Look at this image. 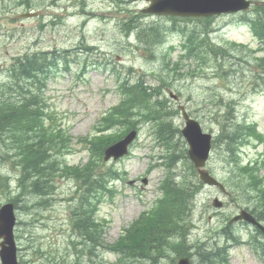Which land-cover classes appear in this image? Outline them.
I'll list each match as a JSON object with an SVG mask.
<instances>
[{
  "label": "rangeland",
  "instance_id": "rangeland-1",
  "mask_svg": "<svg viewBox=\"0 0 264 264\" xmlns=\"http://www.w3.org/2000/svg\"><path fill=\"white\" fill-rule=\"evenodd\" d=\"M6 5L13 9L11 11L15 17L25 10L21 7L14 9L17 6L18 0H7ZM32 4H36L40 10H44V21L49 25L45 32L41 34L38 29L39 24L42 19H33L30 23L26 21L25 24L21 21H17V25H24L28 28L25 36L29 38L19 42L14 49H9L8 51L4 48V39L1 36L0 28V59L4 62L12 63L13 54L23 55L26 52H33L35 50H47L51 51L55 48H63L70 47L71 45L75 46L82 42L80 39V34H82V30L80 29V23L84 22L89 18L88 21H91L88 24L87 37L88 40H92L94 43H98L99 49H118L124 47V56L121 59H124L125 62L123 65L119 64L118 67L121 69H129L130 67H134L136 71H155L158 66V63H146L139 55L134 54L133 49H127L126 42L121 34L116 31L115 28L109 26L106 29V32L103 33V28L105 25L101 24V28L97 27V20L102 21L101 17H112V12H108L109 2L104 0H86L88 3V8L86 10L87 17L81 16L78 14L73 18H68V15L71 11L79 10V3L81 5L82 0H64V2L58 6V9L55 7H49L47 1L48 0H31ZM69 1V2H68ZM73 1V2H72ZM72 3H76L74 8H70ZM70 5V7H69ZM67 7H69V13H66ZM3 14V10L1 11ZM60 17L66 19L57 23L56 27H52L51 21L54 20L56 14ZM218 20L221 24H224L226 21ZM153 19H149L148 21H152ZM216 21V22H218ZM51 25V26H50ZM119 33V35L116 34ZM224 33H226L228 38H237L239 41L246 39L244 37V33L241 30H238L228 24L224 27ZM21 35V34H17ZM117 39V40H114ZM37 42H33L36 41ZM119 40V41H118ZM248 41V39H246ZM117 42H122L120 45ZM32 43L33 46H30ZM8 53V54H7ZM178 52L175 53L177 55ZM104 52H98V59H103ZM85 57V56H83ZM142 57V56H141ZM75 69V68H74ZM246 75V74H245ZM150 76V75H149ZM152 82V79H149ZM233 83V82H232ZM118 83L113 78L111 73H105L100 70H92L90 71L86 78L85 82H76L75 78L72 74H65L64 78L59 80H54L52 77L47 82V90L45 92V97L47 99V104L49 105V111L54 113L59 119L62 120L61 127L66 129L73 137V142L76 146H80L78 143L79 137H85L89 135L94 124L98 122L99 117L103 112L110 108V106L116 103L119 100V93L117 91ZM245 92V90H236L237 93ZM240 110H243V114L250 119V121H257L260 129L264 132V92L262 95L257 96L256 99L251 100L249 103L240 107ZM146 136V135H143ZM143 136L141 140H143ZM149 143L151 138L148 139ZM262 147L260 146L258 150H249L248 155H252L255 157L257 153L262 152ZM150 152V147L146 146L144 151L142 152ZM246 155V160H248L249 156ZM73 158V159H72ZM71 162H78V156H72ZM146 161H144V165L141 167H136L132 171L133 176H138L140 173H144L146 171ZM131 166V165H130ZM0 172L3 174L14 175V170L6 164H3L0 161ZM178 172V171H177ZM151 177V186L149 190H145L143 194L145 201L149 199H153L155 197L154 192L151 191L154 189L153 183L160 181L159 178L153 181V176ZM17 178V177H16ZM153 181V182H152ZM149 183V182H148ZM58 198L56 203L47 211L35 210V215L37 219L40 218V214L50 215V220H45L42 224L34 225L33 232L38 239L37 243H43L46 247L54 246L53 252H57L58 250L64 251L66 247V237L69 228V205L67 202H64V197L67 195L70 196L75 192V184H71L66 181L58 182ZM141 185H145L144 182L140 181ZM17 191V190H15ZM27 201L30 204L37 203V199L33 197H28ZM122 202V203H121ZM125 206H121V205ZM110 206V208H105L103 210L104 213L111 212L109 215L113 218L114 222L112 223V227H110L106 233L107 240H114L118 237V231L120 226H123L130 219L134 217L132 209V203L122 199H118L117 206ZM139 207L135 210V215H139L142 210V206L137 205ZM37 212V214H36ZM35 216L27 215L21 213V219L23 221L31 222ZM47 223V226L44 225ZM35 227V228H34ZM216 225H210L206 228H215ZM21 232L23 237L19 242V247L22 249L20 255L25 259H30V250H28V236L24 234V227L21 228ZM249 233L252 230L248 231ZM249 233H242V237L247 238ZM69 234V232H68ZM205 232L204 229L200 231V236L204 237ZM197 236V235H196ZM115 257L111 256L109 258L110 261H114ZM236 264H240L242 261L243 264H264L257 260L248 250V247H244V249L240 252L238 258L233 260ZM46 264L45 261L38 262L37 264Z\"/></svg>",
  "mask_w": 264,
  "mask_h": 264
},
{
  "label": "trees",
  "instance_id": "trees-1",
  "mask_svg": "<svg viewBox=\"0 0 264 264\" xmlns=\"http://www.w3.org/2000/svg\"><path fill=\"white\" fill-rule=\"evenodd\" d=\"M264 35V34H263ZM141 39L155 44L160 40L159 36L152 33H145L141 35ZM196 50V47H195ZM216 53V51H214ZM39 56L45 55H34L31 58V64L28 62L30 58H27V62L24 60L18 61V64L15 66V73L20 72V75L17 74V77H21L23 70H33L38 72H43L48 76V69L44 68V60ZM40 64L41 69L38 67ZM13 85V84H12ZM15 86L22 91L23 103L20 106L14 104L11 98H15L11 91L14 86H10V90L7 86H0V140L4 139L3 135H7L10 138L11 149L14 148V145L18 144V151L16 148L17 155L14 157H21L20 160L23 161L22 166V179L20 185H29L35 191H39L41 195L45 196L48 194V191H45V187L49 185L50 175L48 177L49 169L52 166H45V162L50 158L49 153L54 152H71V138L68 137L66 131L57 130L54 126L46 128L42 122V116L45 115L41 98V88L38 89V93L33 94L31 86L25 89L22 88L16 83ZM9 91V92H8ZM7 92V93H6ZM124 98L122 103L113 108V111L104 119L96 131L103 130L101 127L104 126V129H114L117 128V133H112L111 135H104L102 137H97L89 141V138H85L82 142L90 143L93 148H97V153L101 160H103V149L105 146L110 145L114 141H117L120 136L127 133L130 129L135 128L134 120V102L140 100L142 96L146 94L144 92L134 93L131 90L125 89ZM10 99L9 101H7ZM140 114V113H139ZM52 117V116H51ZM145 117V116H144ZM149 118L154 117L148 115ZM233 124V123H232ZM232 124H223L222 125V135L221 138H225V149L228 153L231 154L232 162L235 165L234 177L229 179V183L232 188H239L242 194L249 196V199L254 201L249 209L257 217V219L264 223V173L260 174V168L256 165L250 166H240L239 159L236 157V151L238 149L239 143L238 137L244 133V129L238 127L237 125ZM250 134L256 136L259 140H263L262 136L256 135L255 132ZM249 134V135H250ZM50 136V137H48ZM36 138L39 140L36 141ZM31 139V140H30ZM233 140V141H230ZM222 141V140H220ZM264 141V140H263ZM46 143V145H45ZM175 158L171 160L173 162ZM17 166V165H16ZM68 167V166H67ZM264 167V164H263ZM89 169V168H88ZM67 174L75 175L76 177H81L82 171L79 168H66ZM86 172H91L90 169ZM86 180H84V183ZM85 193H88L84 196L85 200L88 198L91 192H96L97 189H104V186L96 187L92 181L86 184ZM95 189V190H94ZM197 191L199 189H196ZM183 190L178 189L172 183H169L164 187V193L166 200L160 201L152 211L155 217H158L160 214L165 217L164 222L167 224L174 223L172 217L167 213L169 210H176V215H182L186 209L189 211L191 208L190 198L195 194L193 191L190 194H183ZM145 216V215H144ZM144 216L142 218H144ZM172 226V224H171ZM146 225V220L140 219L135 222L131 229L127 230L125 236L120 240L117 247L125 250L127 247H131L136 243L140 242L141 239H149V230ZM138 233L137 235H133ZM125 247V248H124ZM203 255H200L199 258H202Z\"/></svg>",
  "mask_w": 264,
  "mask_h": 264
},
{
  "label": "water",
  "instance_id": "water-1",
  "mask_svg": "<svg viewBox=\"0 0 264 264\" xmlns=\"http://www.w3.org/2000/svg\"><path fill=\"white\" fill-rule=\"evenodd\" d=\"M248 5L249 3L245 0H164V2L154 0L152 11H156L161 14L201 16L208 15L214 11H220L222 9L231 11L245 9ZM189 129L191 130L192 136H189L188 138L190 139L191 145L194 146L193 153L196 152L194 156L192 151L191 154L198 164L203 165L207 158L210 136L203 135L199 125L194 122L189 123ZM131 140V136H128L126 140L119 143L117 146L126 152L127 146ZM115 148L116 147L113 149ZM110 154H114L113 151L110 150ZM207 181L212 183L210 180ZM6 213L10 216L6 217L4 215ZM244 217L250 222L256 224L255 220L251 216L245 215ZM13 224L14 218L11 209H4L0 213V236L5 237L6 241L10 244V248L5 247L1 252L5 261L15 260V249L12 236Z\"/></svg>",
  "mask_w": 264,
  "mask_h": 264
}]
</instances>
